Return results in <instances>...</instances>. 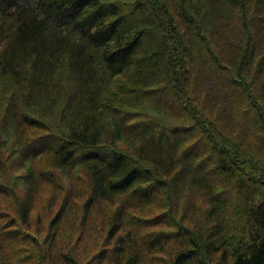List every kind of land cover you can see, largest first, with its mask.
Wrapping results in <instances>:
<instances>
[{
  "label": "trees",
  "instance_id": "trees-1",
  "mask_svg": "<svg viewBox=\"0 0 264 264\" xmlns=\"http://www.w3.org/2000/svg\"><path fill=\"white\" fill-rule=\"evenodd\" d=\"M254 136L264 151V0H0V196L18 215L11 228L29 224L52 172L62 195L48 206L50 245L68 220L84 227L88 209L116 200L106 241H117L100 264H145L156 252L165 264H264V179L241 164ZM54 169L85 178L82 211ZM156 199L171 227L140 235L125 206L151 212Z\"/></svg>",
  "mask_w": 264,
  "mask_h": 264
},
{
  "label": "rangeland",
  "instance_id": "rangeland-1",
  "mask_svg": "<svg viewBox=\"0 0 264 264\" xmlns=\"http://www.w3.org/2000/svg\"><path fill=\"white\" fill-rule=\"evenodd\" d=\"M171 50V48H170ZM258 59V58H257ZM189 64L185 63L183 66H188L186 73L189 70ZM257 62H255L254 67L256 68ZM228 72V69H226ZM230 73V72H229ZM229 75V74H228ZM183 76V73H182ZM179 83V82H177ZM186 90L184 95L190 97L197 104V106L201 107L207 112V102L204 100V94H202L200 99H195L197 97L194 95L193 87L189 86V84L185 85L183 91ZM182 91V92H183ZM249 95V94H248ZM194 96V97H193ZM251 99H253L256 95H249ZM168 104V103H167ZM179 104V103H178ZM181 110H183V106L180 101V105H177ZM167 105V109H168ZM170 110V109H168ZM172 110V109H171ZM178 110V108H177ZM172 110V111H177ZM217 115V120L221 119L218 112L215 111ZM158 118L172 126L174 123H184L182 120H173L171 118H167L163 114L158 115ZM171 121V123L169 122ZM222 121V119H221ZM223 124V123H222ZM235 137L241 139L242 131L240 128L236 127ZM225 133V132H224ZM223 133V136H224ZM259 138L255 136L250 139L248 142V146H252L256 149L254 153H251V156L243 155L241 156V164L244 168H246L249 174H254L256 179L263 180L264 179V151H262L263 142L259 141ZM238 141V140H237ZM239 142V141H238ZM245 147V145H244ZM6 149V148H5ZM262 153H260V152ZM247 159V160H246ZM249 162V166L247 167L245 162ZM44 168H49L52 170V166L50 162H42ZM55 175L58 177L59 182L62 183L60 185L61 188H73L76 186L75 192L71 195L73 199L72 202L80 204L81 211L83 210V205L85 201L86 187L87 181L84 177H78L75 179L67 178V175H62V178L59 177L57 170L54 169ZM52 172L47 174V179L44 180L45 183L40 188V193L37 197V201L40 200L39 204L36 206V209L33 210L32 217L30 219L29 224L25 227L24 224L19 223L16 228L10 227L8 224L11 219L15 221L18 218L16 210L12 208L10 202L7 198L0 196V233H5L4 236H7L9 239L6 240L2 246H0V264H79L78 260L81 264H100L97 255H99V251L107 250L110 245L116 243L117 238H113L110 241H106L107 237V227L110 225L111 221L115 218L117 214V207H119L118 202L115 204V201L102 203L98 207L94 209H88L86 216H88V223L84 227H80V222L78 221L77 226L72 220H68L66 225L64 226L66 232L61 228L57 240L53 245L48 244V242L52 239L51 232L46 227L49 226V221L53 215V212H50L48 206L50 203H58L62 193L57 190L54 191L52 189L53 182H47L51 180ZM5 182V180H3ZM261 184H263L261 182ZM263 187V186H262ZM58 195L57 200H52L50 198L51 194ZM264 194V189H263ZM0 195H4L0 193ZM122 196L118 197V201H121ZM166 200H155L151 206L147 209L151 212L136 211L132 210L129 206H125V209L128 213H131L133 219L137 220L139 225L140 235L151 233L153 230L159 229H170L171 221L167 216ZM201 207L206 208L207 202L203 199L199 202ZM121 206V205H120ZM185 215H187V210L180 209ZM3 213H7L2 215ZM82 215V212H81ZM91 215V216H90ZM78 217V216H77ZM148 217V218H147ZM164 217V218H163ZM172 217V215H171ZM149 219V220H145ZM165 219V220H164ZM174 223L185 222L182 218L178 217L175 214L172 219ZM70 221V222H69ZM166 222V223H165ZM140 223V224H139ZM245 223V239L248 240L249 237V228L250 223L244 221ZM11 229V230H9ZM2 235V234H1ZM0 235V236H1ZM116 240V241H115ZM50 253V254H49ZM54 254V255H52ZM57 254V255H56ZM66 254V258H65ZM95 255V256H94ZM63 256V257H62ZM166 256V253L156 252L154 256L148 257V260L145 264H165L163 263V257ZM65 258V259H64ZM102 264H107V262H103Z\"/></svg>",
  "mask_w": 264,
  "mask_h": 264
}]
</instances>
